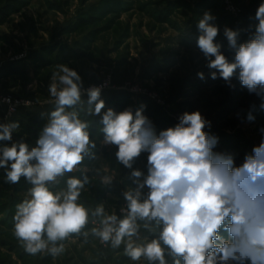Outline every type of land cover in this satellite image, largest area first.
<instances>
[{"label":"clouds","instance_id":"clouds-1","mask_svg":"<svg viewBox=\"0 0 264 264\" xmlns=\"http://www.w3.org/2000/svg\"><path fill=\"white\" fill-rule=\"evenodd\" d=\"M214 19L211 12L203 14L196 41L208 58L211 79L219 74L234 89L238 70L241 86L261 99L264 110V2L255 12L258 24L247 42L238 44L239 31L224 28L233 62L215 42L220 29L210 23ZM56 69L48 87L54 107L41 113L47 122L36 146L29 149L20 141L0 147L6 182L16 184L23 177L31 185L16 205L12 229L26 254L55 259L65 253L66 242L87 244L91 239L114 251L122 248L132 262L169 264L171 258V264H264V139L237 165L233 154L214 150L218 137L204 130L211 122L199 111L183 113L178 124L157 134L143 114L146 106L135 113L131 107L102 111L103 86L89 87L85 103L77 71L66 64ZM197 76L205 79L203 72ZM82 113L101 117V143L117 147L115 156L124 167L133 169L135 160L148 153V174L131 171L136 187L123 192L126 206L119 217L103 203L91 207L81 200L92 180L112 183L114 176L100 175L101 167L91 179L72 175L59 187L66 174L89 170L81 167L86 157L97 158L90 138L92 121ZM247 119L255 117L249 113ZM19 127L18 122L0 123V141H11Z\"/></svg>","mask_w":264,"mask_h":264},{"label":"rangeland","instance_id":"rangeland-1","mask_svg":"<svg viewBox=\"0 0 264 264\" xmlns=\"http://www.w3.org/2000/svg\"><path fill=\"white\" fill-rule=\"evenodd\" d=\"M264 0H0V97L10 95L17 100L16 114L7 115L8 107L0 100V123L18 122L11 141H0V147L23 141L31 147L47 122L41 113L53 110L48 91L56 65L66 64L81 76L83 88L106 81L101 99L105 109L116 112L131 107L133 113L142 105L144 115L154 124L157 134L174 127L185 113L199 111L210 128L204 130L218 137L215 151L230 153L237 165L246 154L258 146L264 133V110L261 99L250 94L238 79V70L230 88L219 77L213 80L207 68L208 58L197 47L198 21L211 12L220 29L215 42L230 62L234 51L229 50L224 36L227 26L239 31L238 44L250 40L258 21L255 12ZM230 17L227 20V17ZM59 54L53 61L51 50ZM54 55V53H53ZM31 58L33 60H31ZM214 59V57H212ZM28 72H15V68ZM203 72L205 79L198 78ZM32 73V74H30ZM84 91L82 99L87 101ZM25 102H28L27 104ZM254 106V107H253ZM251 113L255 119L248 121ZM33 116L40 125L29 124ZM92 121L90 138L95 141L96 159L85 158L81 167L86 173L69 176L91 179L95 169L100 175H112L113 181L104 185L94 179L86 186L81 200L95 207L103 203L106 211L126 206L123 192L136 187L132 170L147 176V156L142 153L133 169L118 163L117 147L103 145L100 116H85ZM143 179V177L141 178ZM31 185L21 178L16 184L6 182V170L0 168V264H146L132 262L123 249L111 250L91 240L66 242L65 253L53 259L50 255H28L13 235L16 205L25 198ZM146 194L147 187L143 189ZM122 218V217H121ZM142 234H147L143 233ZM151 238V237H150ZM169 264H171V258Z\"/></svg>","mask_w":264,"mask_h":264},{"label":"built area","instance_id":"built-area-1","mask_svg":"<svg viewBox=\"0 0 264 264\" xmlns=\"http://www.w3.org/2000/svg\"><path fill=\"white\" fill-rule=\"evenodd\" d=\"M109 83H107L106 81H103L101 83H96L92 86H103V88H105L106 86H108ZM91 85L89 86H86L85 88H83V90H86L89 88V87H92ZM0 100L1 102H3V104H5L7 107H8V111H7V115H12V114H16L17 112V105H18V102L16 99H14L12 96L10 95H3L2 97H0Z\"/></svg>","mask_w":264,"mask_h":264},{"label":"trees","instance_id":"trees-1","mask_svg":"<svg viewBox=\"0 0 264 264\" xmlns=\"http://www.w3.org/2000/svg\"><path fill=\"white\" fill-rule=\"evenodd\" d=\"M226 19L229 20L230 17L228 16ZM54 50L55 49H52L50 51L51 55H52V59H53V61H58L59 60V54L58 53L55 54ZM53 53H54V55H53ZM31 60H33V59L31 58ZM22 71L23 72H28L27 68H25L24 66L23 67H19V68H15V72H22ZM30 74H32V73H30ZM39 119H40L39 116H33L32 119H30L29 124L34 126V127H36V126L40 125V120Z\"/></svg>","mask_w":264,"mask_h":264}]
</instances>
